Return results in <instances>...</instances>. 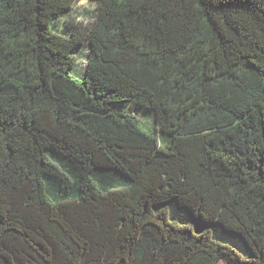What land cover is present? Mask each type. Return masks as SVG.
<instances>
[{"label": "trees", "instance_id": "1", "mask_svg": "<svg viewBox=\"0 0 264 264\" xmlns=\"http://www.w3.org/2000/svg\"><path fill=\"white\" fill-rule=\"evenodd\" d=\"M76 1L0 0V264H264V0Z\"/></svg>", "mask_w": 264, "mask_h": 264}, {"label": "rangeland", "instance_id": "2", "mask_svg": "<svg viewBox=\"0 0 264 264\" xmlns=\"http://www.w3.org/2000/svg\"><path fill=\"white\" fill-rule=\"evenodd\" d=\"M96 13H97V8H96L95 1L86 0V2H85V0H77L74 4V9H73L71 15L75 18L76 21H81V22L86 23V22H91L93 20L94 16L96 15ZM61 25H62V23L58 22L57 26L62 29ZM87 53H88L87 47L84 48L83 51L80 53V58L78 59V60H80L79 68L77 69L78 72H81L83 70L82 65L85 62ZM137 115L140 117L143 124H147V125L151 126V124H152V118L151 117H149L143 113H137ZM219 264H226V263L224 261H221Z\"/></svg>", "mask_w": 264, "mask_h": 264}, {"label": "clouds", "instance_id": "3", "mask_svg": "<svg viewBox=\"0 0 264 264\" xmlns=\"http://www.w3.org/2000/svg\"><path fill=\"white\" fill-rule=\"evenodd\" d=\"M85 2H86V0H85Z\"/></svg>", "mask_w": 264, "mask_h": 264}]
</instances>
